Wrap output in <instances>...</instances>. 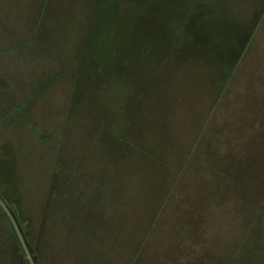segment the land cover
I'll list each match as a JSON object with an SVG mask.
<instances>
[{
    "label": "rangeland",
    "instance_id": "374dc122",
    "mask_svg": "<svg viewBox=\"0 0 264 264\" xmlns=\"http://www.w3.org/2000/svg\"><path fill=\"white\" fill-rule=\"evenodd\" d=\"M262 198L264 0H0V264H264Z\"/></svg>",
    "mask_w": 264,
    "mask_h": 264
},
{
    "label": "trees",
    "instance_id": "16d2710c",
    "mask_svg": "<svg viewBox=\"0 0 264 264\" xmlns=\"http://www.w3.org/2000/svg\"><path fill=\"white\" fill-rule=\"evenodd\" d=\"M233 77V74L231 75V78ZM212 98H215V100H214V102L213 103H215V105H213V107H212V109H214V108H216L217 106H218V103H217V101H219V100H222V97L219 99V96H215V94H213L212 95V97H211V99ZM213 101V100H212ZM216 103H217V105H216ZM210 104H211V101H210ZM220 104V103H219ZM214 111H216V110H214ZM198 140L200 141L201 140V136H199V138H198ZM149 157H151V158H153L152 156H149ZM177 181V180H176ZM173 190H172V188L170 189V188H168L167 190H166V192L163 194V197H161V199L159 200V203H160V206L162 207V206H164L165 204H167V203H162V201L165 199V197H166V195H167V198L168 199H170V194H171V192H172ZM167 193H169V195L167 194ZM171 200V199H170ZM4 201H5V203H6V205L8 204L10 207L12 206V204L13 203H15L16 201H14V199H13V201H9V198L8 199H4ZM172 201V200H171ZM162 203V204H161ZM261 203H264V199L262 198V201H261ZM18 211H19V208H17V209H15V213H13L12 212V214H13V216H14V219L17 221V224H19V226H20V228L22 229V230H24L25 229V231L27 230V227L29 226V220L28 221H26V222H21L18 218ZM261 212H259L258 213V215L260 214ZM251 215H249V217H250ZM260 216V215H259ZM159 218V212H157L156 214H155V216L154 217H151V222L152 223H155L156 222V220ZM146 232V230L143 232V233H145ZM142 233V234H143ZM141 235V234H140ZM148 240V236L146 235V238H145V240H143V244H142V247H141V249H140V251L142 250V248H144V245L146 244V241ZM21 248V247H20ZM136 251H137V249H136ZM139 251V252H140ZM31 252H32V254H34V257L36 258V262H39L40 264H42V262H43V260L41 259V257H39V255H37L36 253H34V251L31 249ZM36 252V251H35ZM138 255H139V253H138ZM138 255L136 256V259H137V257H138ZM135 259V260H136ZM133 262V261H132ZM136 262V261H135ZM131 263V262H130ZM135 264V263H134Z\"/></svg>",
    "mask_w": 264,
    "mask_h": 264
}]
</instances>
